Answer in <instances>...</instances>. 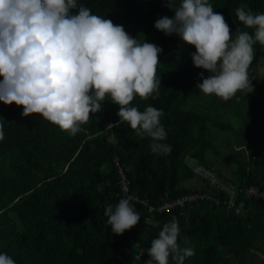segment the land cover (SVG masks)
Listing matches in <instances>:
<instances>
[{"label":"trees","instance_id":"trees-1","mask_svg":"<svg viewBox=\"0 0 264 264\" xmlns=\"http://www.w3.org/2000/svg\"><path fill=\"white\" fill-rule=\"evenodd\" d=\"M165 3L78 0L93 14L122 25L139 42L145 40L163 49L156 73L161 83L159 96L144 100L137 95L130 106L140 111L149 105L163 109L161 124L167 138L162 143L171 145V153L154 154L150 137L137 136L126 122L117 123L119 105L108 98L102 102L101 111L90 113L76 135L61 130L40 114L22 116V106L0 101V123L5 132V139L0 141V253H7L16 264H145L151 241L170 221V212L156 210L160 198L165 193L173 197L191 190L178 186V181L192 171L184 164L187 155L201 162L205 152L222 156L236 167L230 183L264 184V152L259 151L251 162L236 152L221 154L212 141L209 125L233 130L232 125L214 114L184 107L200 91L196 87L202 82L199 73L206 75L207 71L194 66L190 55L195 52L194 46L180 37L174 41L154 27L158 18L174 15ZM209 3L215 12L223 14L233 35L237 29L250 34L253 31L238 20L237 7L246 4L254 13H264V0ZM263 48L258 42L254 45V59L248 69L254 91L246 95L237 92L219 103L246 125L258 129L259 142H264V83L251 73L264 56ZM39 161L48 163L42 174L36 170ZM119 168L128 179V193L138 199L130 203L141 219L117 235L107 224L104 209L125 197L118 192ZM100 184L104 185L103 192L97 191ZM142 199L147 204L141 203ZM147 205L155 208L152 214ZM177 217L181 229L178 243L195 249V255L186 258L184 264H247V254L264 234V202L259 201L248 200L243 216L205 201L187 207ZM262 261L264 264V258ZM169 264H175L171 257Z\"/></svg>","mask_w":264,"mask_h":264},{"label":"clouds","instance_id":"clouds-1","mask_svg":"<svg viewBox=\"0 0 264 264\" xmlns=\"http://www.w3.org/2000/svg\"><path fill=\"white\" fill-rule=\"evenodd\" d=\"M165 6L174 15L158 18L154 27L194 46V66L209 73H199L202 82L196 87L202 93L227 101L237 92L254 91L248 69L254 45L264 46V13H254L246 4L237 7L238 20L253 31L237 29L233 35L209 0H166ZM162 51L154 43L139 42L122 25L93 14L78 0H0V101L22 106L25 117L40 114L70 135L81 130L90 113L101 111L108 98L119 105L117 123L126 122L137 136L150 137L154 154L171 153V145L162 143L167 138L163 109L130 106L137 95L144 100L159 96L156 73ZM4 139L0 123V141ZM103 190V184L97 185V191ZM104 215L117 235L141 219L128 197L115 206L107 204ZM180 233L177 220L165 223L147 249L145 264H169L170 257L184 264L193 257L194 247L178 243ZM0 264L16 262L0 253Z\"/></svg>","mask_w":264,"mask_h":264},{"label":"rangeland","instance_id":"rangeland-1","mask_svg":"<svg viewBox=\"0 0 264 264\" xmlns=\"http://www.w3.org/2000/svg\"><path fill=\"white\" fill-rule=\"evenodd\" d=\"M169 37L174 41L179 38L176 34L169 35ZM251 74L253 78L264 83V56L253 66ZM208 75L209 73L206 72L205 77ZM221 101L224 100L214 94L205 95L199 91L196 95L188 99L184 107L198 113L207 112L209 114H214L212 115L213 117L223 122L230 123L233 130H220L209 125V133L211 134L212 141L221 154L236 152L240 158L251 162L259 151L264 152V142H259L260 131L253 125H246L245 122H243V119L232 110L222 108L219 105ZM244 105L245 104L242 103V110L244 109ZM184 164L190 169V171L198 165L205 166L213 170L215 173H219V176L228 182H232L231 180L236 174V167L233 163L227 161L222 156H216L210 152H205L203 162L197 161L190 155H187L184 157ZM47 168L48 163L44 161L36 163V170L40 174H42ZM193 173L191 171L186 177L179 180L178 186L186 190L200 187V177L196 173L193 175ZM254 246L255 247L249 251L250 255L247 254L246 262H248L247 264H263L264 234L255 241ZM224 255L228 256L229 252L224 250ZM238 264L245 263L239 261Z\"/></svg>","mask_w":264,"mask_h":264},{"label":"built area","instance_id":"built-area-1","mask_svg":"<svg viewBox=\"0 0 264 264\" xmlns=\"http://www.w3.org/2000/svg\"><path fill=\"white\" fill-rule=\"evenodd\" d=\"M192 171L200 177V187L192 188L189 192L180 193L173 197L165 193L160 198V204L156 210L159 212H170V220H177V215L185 213L187 207H197L201 202L205 201H209L213 206L222 205L236 216H243L245 214L246 202L248 200L264 202V184L239 185L225 182L213 170L202 165L196 166ZM119 174L118 192L130 198V200L138 201L137 197H133L128 193V179L121 168H119ZM140 202L147 204L146 199H142ZM147 207L148 211L152 214L155 208L151 205H147ZM176 210L177 213L175 212ZM136 245L138 246V244ZM141 250L142 248L139 247L138 251L141 252Z\"/></svg>","mask_w":264,"mask_h":264},{"label":"crops","instance_id":"crops-1","mask_svg":"<svg viewBox=\"0 0 264 264\" xmlns=\"http://www.w3.org/2000/svg\"><path fill=\"white\" fill-rule=\"evenodd\" d=\"M250 255V254H249Z\"/></svg>","mask_w":264,"mask_h":264}]
</instances>
